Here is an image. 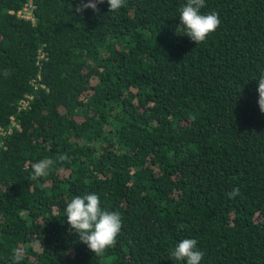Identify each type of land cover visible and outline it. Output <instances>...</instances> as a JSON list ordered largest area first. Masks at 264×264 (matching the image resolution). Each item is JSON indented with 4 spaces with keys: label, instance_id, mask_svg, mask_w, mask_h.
<instances>
[{
    "label": "trees",
    "instance_id": "trees-1",
    "mask_svg": "<svg viewBox=\"0 0 264 264\" xmlns=\"http://www.w3.org/2000/svg\"><path fill=\"white\" fill-rule=\"evenodd\" d=\"M29 1L0 0V264H186L185 238L201 264H264V0H205L198 45L187 0ZM93 193L122 221L102 256L65 212Z\"/></svg>",
    "mask_w": 264,
    "mask_h": 264
},
{
    "label": "clouds",
    "instance_id": "clouds-1",
    "mask_svg": "<svg viewBox=\"0 0 264 264\" xmlns=\"http://www.w3.org/2000/svg\"><path fill=\"white\" fill-rule=\"evenodd\" d=\"M104 3L105 0H97ZM109 12H116L125 5V0H107ZM83 7H91L94 11L97 4H87ZM205 7V0H187V3L180 9L179 21L176 27V34L190 38L196 45L204 42L220 25L218 13L201 14ZM83 11V8H78ZM7 74V73H6ZM258 80V105L261 113H264V75ZM54 161L43 159L32 164V180L48 175ZM240 194L238 187L228 193L229 198H235ZM101 202L96 194H87L83 197L75 196L65 208L69 231L75 233L79 241L84 243L95 256H102L105 251L114 247L118 235L121 232L122 221L117 212H110L101 209ZM198 241L192 238H185L171 252L174 260L186 261V264H201L203 253L197 250ZM24 259V251L21 248L13 249L12 260L14 264H20Z\"/></svg>",
    "mask_w": 264,
    "mask_h": 264
},
{
    "label": "built area",
    "instance_id": "built-area-1",
    "mask_svg": "<svg viewBox=\"0 0 264 264\" xmlns=\"http://www.w3.org/2000/svg\"><path fill=\"white\" fill-rule=\"evenodd\" d=\"M33 1L30 0L28 4H26V6L18 12L19 15H22L24 17H27V18H33V15H32V11H33ZM29 103V99H25L23 100V104L24 106L28 105ZM3 129L0 128V131H2Z\"/></svg>",
    "mask_w": 264,
    "mask_h": 264
}]
</instances>
